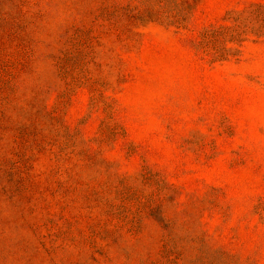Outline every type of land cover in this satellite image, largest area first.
I'll list each match as a JSON object with an SVG mask.
<instances>
[{"label": "rangeland", "instance_id": "1", "mask_svg": "<svg viewBox=\"0 0 264 264\" xmlns=\"http://www.w3.org/2000/svg\"><path fill=\"white\" fill-rule=\"evenodd\" d=\"M0 264H264V0H0Z\"/></svg>", "mask_w": 264, "mask_h": 264}]
</instances>
